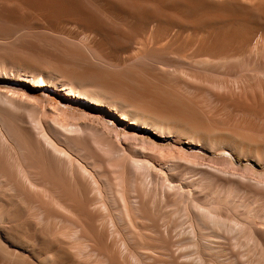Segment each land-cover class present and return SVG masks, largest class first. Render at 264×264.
Returning a JSON list of instances; mask_svg holds the SVG:
<instances>
[{"label":"bare ground","instance_id":"bare-ground-1","mask_svg":"<svg viewBox=\"0 0 264 264\" xmlns=\"http://www.w3.org/2000/svg\"><path fill=\"white\" fill-rule=\"evenodd\" d=\"M0 264H264V0H0Z\"/></svg>","mask_w":264,"mask_h":264}]
</instances>
